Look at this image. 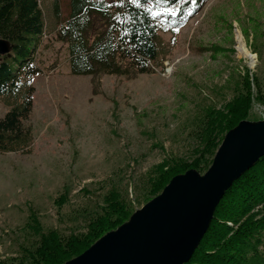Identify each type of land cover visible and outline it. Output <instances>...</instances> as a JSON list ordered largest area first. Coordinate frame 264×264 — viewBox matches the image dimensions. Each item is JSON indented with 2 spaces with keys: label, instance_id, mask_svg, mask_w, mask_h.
Instances as JSON below:
<instances>
[{
  "label": "rangeland",
  "instance_id": "obj_1",
  "mask_svg": "<svg viewBox=\"0 0 264 264\" xmlns=\"http://www.w3.org/2000/svg\"><path fill=\"white\" fill-rule=\"evenodd\" d=\"M40 4L45 29L27 121L33 140L27 152L0 151V260L36 239L27 226L31 208L45 230L61 234L85 231L112 186L140 208L151 168L169 156L194 158L196 121L207 106L230 99L245 68L264 89V0H208L180 28L160 23L163 64L135 77L106 74L96 95L91 75L70 72L68 44L58 33L71 0ZM238 31L252 57L240 52ZM11 103L0 95V118ZM251 112L249 120L263 119L264 104Z\"/></svg>",
  "mask_w": 264,
  "mask_h": 264
},
{
  "label": "trees",
  "instance_id": "obj_2",
  "mask_svg": "<svg viewBox=\"0 0 264 264\" xmlns=\"http://www.w3.org/2000/svg\"><path fill=\"white\" fill-rule=\"evenodd\" d=\"M207 1L71 0L70 16L58 32L68 44L70 72L91 75L96 95L101 93L106 74L135 77L155 71L156 64H163L160 23L180 28ZM55 10L59 12L57 2ZM44 29L40 0H0V38L7 39L11 46L9 53L0 56V95L12 101L0 118L1 152H27L32 143V126L27 124L34 104L31 80L40 71L35 54ZM232 90L228 101L221 107L207 106L196 121L192 137L198 143L193 159L169 156L151 168L146 202L174 176L190 169L206 172L225 134L251 118L254 103L264 104L261 80L255 74L251 76L249 68L239 74ZM67 200L68 189L55 202L62 207ZM30 210L27 226L36 239L22 245L18 256L0 260V264H65L134 212L127 196L115 186L104 194L100 210L90 216L83 232L45 230L37 212ZM186 264H264V156L227 190Z\"/></svg>",
  "mask_w": 264,
  "mask_h": 264
},
{
  "label": "water",
  "instance_id": "obj_3",
  "mask_svg": "<svg viewBox=\"0 0 264 264\" xmlns=\"http://www.w3.org/2000/svg\"><path fill=\"white\" fill-rule=\"evenodd\" d=\"M10 43L0 38V56ZM264 156V118L230 129L206 172L190 169L65 264H186L232 184Z\"/></svg>",
  "mask_w": 264,
  "mask_h": 264
},
{
  "label": "bare ground",
  "instance_id": "obj_4",
  "mask_svg": "<svg viewBox=\"0 0 264 264\" xmlns=\"http://www.w3.org/2000/svg\"><path fill=\"white\" fill-rule=\"evenodd\" d=\"M237 37H238V41H239V50L241 53H243L244 55H246L247 57H252V55H250V51L247 48L244 39L240 33V31L237 32Z\"/></svg>",
  "mask_w": 264,
  "mask_h": 264
},
{
  "label": "snow or ice",
  "instance_id": "obj_5",
  "mask_svg": "<svg viewBox=\"0 0 264 264\" xmlns=\"http://www.w3.org/2000/svg\"><path fill=\"white\" fill-rule=\"evenodd\" d=\"M134 2H139V0H134Z\"/></svg>",
  "mask_w": 264,
  "mask_h": 264
}]
</instances>
